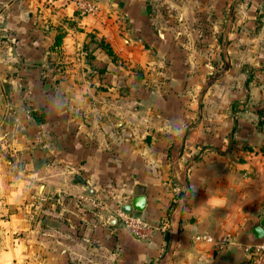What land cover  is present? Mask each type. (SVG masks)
<instances>
[{"label": "crops", "instance_id": "obj_1", "mask_svg": "<svg viewBox=\"0 0 264 264\" xmlns=\"http://www.w3.org/2000/svg\"><path fill=\"white\" fill-rule=\"evenodd\" d=\"M262 1L96 0L80 16L0 0V264H247L264 215ZM137 187L131 213L166 218L167 238L118 220Z\"/></svg>", "mask_w": 264, "mask_h": 264}, {"label": "built area", "instance_id": "obj_2", "mask_svg": "<svg viewBox=\"0 0 264 264\" xmlns=\"http://www.w3.org/2000/svg\"><path fill=\"white\" fill-rule=\"evenodd\" d=\"M74 12L80 16L94 15L97 12L96 0H69ZM260 13L264 16V0L260 8ZM260 120L264 123V110L261 113ZM93 206L103 211L105 204L101 199H94ZM116 216L120 223L126 227L133 237L139 240H149L154 233L166 231L169 228L168 220L165 218L157 224H153L136 213H126L121 208L117 209ZM195 242H214L213 238L207 234H199L193 237ZM232 241L224 237L215 243L224 246ZM248 261L247 264H264V238L247 245Z\"/></svg>", "mask_w": 264, "mask_h": 264}, {"label": "water", "instance_id": "obj_3", "mask_svg": "<svg viewBox=\"0 0 264 264\" xmlns=\"http://www.w3.org/2000/svg\"><path fill=\"white\" fill-rule=\"evenodd\" d=\"M74 179L78 183L84 185L86 189L90 191V188L88 187L86 182L79 175L75 174ZM136 192L137 195L129 203H124L122 205V210L124 212L131 213L132 211H138V212L143 211L146 204V199L143 194V189L141 187H137ZM251 234L255 239L264 238V215L261 217L259 223L251 229Z\"/></svg>", "mask_w": 264, "mask_h": 264}, {"label": "rangeland", "instance_id": "obj_4", "mask_svg": "<svg viewBox=\"0 0 264 264\" xmlns=\"http://www.w3.org/2000/svg\"><path fill=\"white\" fill-rule=\"evenodd\" d=\"M84 50V49H83ZM87 54V51L86 50H84V56ZM86 58V57H85ZM115 64H117V65H119L120 66V70H121V72L122 73H126L125 72V69L127 70V72H128V70H130V69H133V67L131 66V63H130V61L128 60V59H126V60H120V61H117V62H114ZM136 66H140V65H136ZM135 66V67H136ZM137 68V67H136ZM138 69V68H137ZM135 70V69H134ZM137 72V73H136ZM99 75V74H98ZM130 75V74H129ZM137 76L138 78L141 76V72L139 71V70H137V71H135V73H133V76ZM153 79L156 81V80H158V78H157V76L156 75H154V77H153ZM140 82V81H139ZM122 88L124 89V87H121V90H122ZM256 241H258V239H256V240H254L253 242H256Z\"/></svg>", "mask_w": 264, "mask_h": 264}, {"label": "trees", "instance_id": "obj_5", "mask_svg": "<svg viewBox=\"0 0 264 264\" xmlns=\"http://www.w3.org/2000/svg\"><path fill=\"white\" fill-rule=\"evenodd\" d=\"M100 45L102 46V48L105 49L106 53L112 58L113 62H117L121 60L118 56L115 55L114 51L112 50V48L110 47L108 43L101 41ZM85 56H88V55L86 54ZM168 233H169V229L165 231V238H167Z\"/></svg>", "mask_w": 264, "mask_h": 264}]
</instances>
